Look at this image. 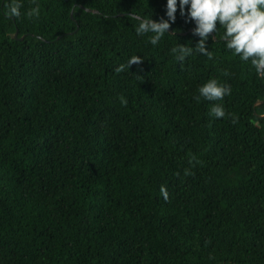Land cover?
Wrapping results in <instances>:
<instances>
[{"label": "trees", "instance_id": "obj_1", "mask_svg": "<svg viewBox=\"0 0 264 264\" xmlns=\"http://www.w3.org/2000/svg\"><path fill=\"white\" fill-rule=\"evenodd\" d=\"M11 2L0 0V264H264V77L223 28L206 42L212 59L179 62L170 49L198 40L187 6L153 46L133 15L166 18V0H19V18ZM209 78L230 94L195 99Z\"/></svg>", "mask_w": 264, "mask_h": 264}, {"label": "clouds", "instance_id": "obj_2", "mask_svg": "<svg viewBox=\"0 0 264 264\" xmlns=\"http://www.w3.org/2000/svg\"><path fill=\"white\" fill-rule=\"evenodd\" d=\"M181 14L185 13L187 6V18L194 23L192 32L198 37L193 46L185 43H177L170 49L175 59L183 62L186 57L195 54L206 56L212 59V53L206 47V42L211 35L216 33L218 26L223 28L222 39L227 49L238 55L242 61L250 62L258 76L264 77V0H166L164 17L158 20L152 19V15H133L137 21L135 32L137 35L151 34L148 40L156 46L161 37L168 33L170 22H174L177 7ZM8 12L11 16L19 18V0H12ZM26 18L39 15V7L29 9L25 14ZM141 57L132 55L128 58L127 64H121L115 68L121 72L125 67L133 63H139ZM230 87L227 84L218 82L215 78L207 79L197 88L198 95L195 99L203 98L209 101H221L224 96L230 94ZM127 100L121 98V104ZM209 115L215 118H223L225 109L221 103H213L209 109ZM235 123V117L232 120ZM187 173V170H185ZM160 193L167 198L166 189L161 186Z\"/></svg>", "mask_w": 264, "mask_h": 264}, {"label": "water", "instance_id": "obj_3", "mask_svg": "<svg viewBox=\"0 0 264 264\" xmlns=\"http://www.w3.org/2000/svg\"><path fill=\"white\" fill-rule=\"evenodd\" d=\"M85 10H87V11H92V12H96V10H94V9H89V8H85ZM10 36L12 37V38H16V30L14 31V32H12V33H10ZM23 37V35H21L20 36V39ZM59 36H57L56 38H58ZM212 38L214 39L215 37L214 36H212ZM262 100H257L256 102H255V104H259L260 102H261ZM257 124V123H256Z\"/></svg>", "mask_w": 264, "mask_h": 264}]
</instances>
